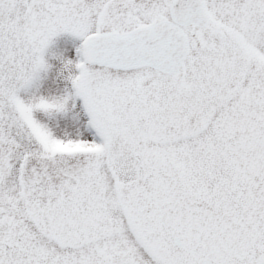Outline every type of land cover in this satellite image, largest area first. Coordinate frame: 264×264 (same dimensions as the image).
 <instances>
[{
    "label": "snow or ice",
    "instance_id": "6c2138e0",
    "mask_svg": "<svg viewBox=\"0 0 264 264\" xmlns=\"http://www.w3.org/2000/svg\"><path fill=\"white\" fill-rule=\"evenodd\" d=\"M0 264H264V0H0Z\"/></svg>",
    "mask_w": 264,
    "mask_h": 264
},
{
    "label": "rangeland",
    "instance_id": "374dc122",
    "mask_svg": "<svg viewBox=\"0 0 264 264\" xmlns=\"http://www.w3.org/2000/svg\"><path fill=\"white\" fill-rule=\"evenodd\" d=\"M78 45L79 40L67 34H61L54 38L52 44L45 53V58L53 66V74H55L56 69L61 66V60L67 59L75 61V49Z\"/></svg>",
    "mask_w": 264,
    "mask_h": 264
},
{
    "label": "clouds",
    "instance_id": "9594fccd",
    "mask_svg": "<svg viewBox=\"0 0 264 264\" xmlns=\"http://www.w3.org/2000/svg\"><path fill=\"white\" fill-rule=\"evenodd\" d=\"M67 71H68L67 67L65 65H63V64H61V66L56 69V72L58 74H60L61 72H65L66 73Z\"/></svg>",
    "mask_w": 264,
    "mask_h": 264
}]
</instances>
